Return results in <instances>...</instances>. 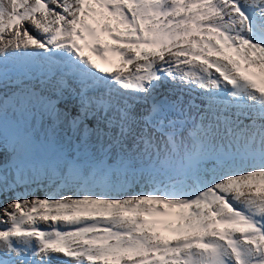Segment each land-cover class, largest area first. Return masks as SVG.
Returning a JSON list of instances; mask_svg holds the SVG:
<instances>
[{
    "label": "snow or ice",
    "instance_id": "6c2138e0",
    "mask_svg": "<svg viewBox=\"0 0 264 264\" xmlns=\"http://www.w3.org/2000/svg\"><path fill=\"white\" fill-rule=\"evenodd\" d=\"M0 195V264H264V0H0Z\"/></svg>",
    "mask_w": 264,
    "mask_h": 264
},
{
    "label": "clouds",
    "instance_id": "9594fccd",
    "mask_svg": "<svg viewBox=\"0 0 264 264\" xmlns=\"http://www.w3.org/2000/svg\"><path fill=\"white\" fill-rule=\"evenodd\" d=\"M85 55L88 56L89 53L85 52ZM93 60H94L98 65H100L101 67H110V65L104 64L102 61H100V60H98V59L93 58ZM36 194H37V195H43L42 192H37ZM9 195H11V194L9 193ZM0 201L6 202V198H5L3 195H0ZM164 235H168V234H167V233H164ZM52 264H57V261L53 260V261H52Z\"/></svg>",
    "mask_w": 264,
    "mask_h": 264
}]
</instances>
